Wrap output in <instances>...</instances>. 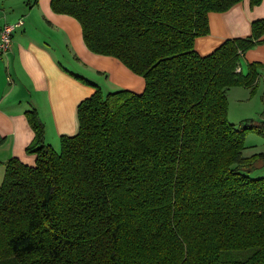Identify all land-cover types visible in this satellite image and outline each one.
I'll list each match as a JSON object with an SVG mask.
<instances>
[{"label": "trees", "instance_id": "trees-1", "mask_svg": "<svg viewBox=\"0 0 264 264\" xmlns=\"http://www.w3.org/2000/svg\"><path fill=\"white\" fill-rule=\"evenodd\" d=\"M241 1L52 0L80 22L91 51L120 59L146 86L104 95L78 75L97 88L60 151L38 110L27 112L37 158L4 163L0 264H264V177L250 175L264 152H243L264 123L228 116L230 87L256 92L264 64L238 68L264 40V18L209 55L195 49L209 13ZM234 250L252 251L223 258Z\"/></svg>", "mask_w": 264, "mask_h": 264}, {"label": "crops", "instance_id": "crops-1", "mask_svg": "<svg viewBox=\"0 0 264 264\" xmlns=\"http://www.w3.org/2000/svg\"><path fill=\"white\" fill-rule=\"evenodd\" d=\"M260 18H264V0L255 6L250 0H242L226 11L210 12V33L196 38L195 49L205 56L227 39L248 37L253 21ZM20 19L23 24L14 31L12 48L0 55V136L4 138L0 144V184L9 159L36 163V154L27 151L35 137L28 111L38 110L45 125V140L57 151L62 135L78 133V106L97 88L79 76L101 89L108 85L109 92L128 89L141 93L146 86L145 78L120 59L91 51L80 22L55 12L52 0H0L2 23L14 24ZM252 62L264 64V40L246 51L241 70L246 73ZM242 63H246L245 69ZM256 91L264 99V67L259 69ZM247 121L262 125L264 117L243 118L239 123Z\"/></svg>", "mask_w": 264, "mask_h": 264}, {"label": "rangeland", "instance_id": "rangeland-1", "mask_svg": "<svg viewBox=\"0 0 264 264\" xmlns=\"http://www.w3.org/2000/svg\"><path fill=\"white\" fill-rule=\"evenodd\" d=\"M246 63H242V67L246 68ZM102 76V74L100 75ZM90 78V77H89ZM108 85H102V92L104 95L108 94ZM229 120L232 122L237 119L234 123L239 126V121L243 118H255L264 117V99L260 92H251L242 86H234L229 91ZM247 113L248 116L243 114ZM261 114H263L261 116ZM244 116V117H243ZM245 149L244 155L251 156L253 154L264 152V135L257 132H248L245 138ZM257 166L250 171V175L253 178L264 177V162H257ZM252 250H241V251H225L223 258L228 259H244Z\"/></svg>", "mask_w": 264, "mask_h": 264}, {"label": "built area", "instance_id": "built-area-1", "mask_svg": "<svg viewBox=\"0 0 264 264\" xmlns=\"http://www.w3.org/2000/svg\"><path fill=\"white\" fill-rule=\"evenodd\" d=\"M22 24L23 19L14 24L2 23L0 21V55H4L12 48L14 31ZM238 70H241V68H238Z\"/></svg>", "mask_w": 264, "mask_h": 264}]
</instances>
